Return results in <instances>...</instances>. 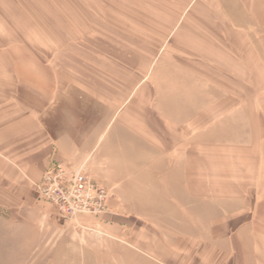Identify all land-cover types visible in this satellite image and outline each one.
I'll list each match as a JSON object with an SVG mask.
<instances>
[{
  "label": "rangeland",
  "instance_id": "obj_1",
  "mask_svg": "<svg viewBox=\"0 0 264 264\" xmlns=\"http://www.w3.org/2000/svg\"><path fill=\"white\" fill-rule=\"evenodd\" d=\"M193 1L0 0V122L53 147L41 212L0 185V264H217L230 229L264 225L259 40L240 54ZM58 167L103 208L59 212L38 189Z\"/></svg>",
  "mask_w": 264,
  "mask_h": 264
},
{
  "label": "crops",
  "instance_id": "obj_2",
  "mask_svg": "<svg viewBox=\"0 0 264 264\" xmlns=\"http://www.w3.org/2000/svg\"><path fill=\"white\" fill-rule=\"evenodd\" d=\"M87 2L90 0H80L84 7L90 5ZM193 3L214 9V17L217 15L218 22L224 25L222 28L228 32L227 39L233 32L232 35L242 41L240 49L244 51L240 54L247 55V49L252 48L251 41L254 39L259 40L255 45L259 48V55L264 56V0H194ZM180 6L187 7L188 3ZM235 7L244 10L243 19H239L243 23L241 31H236L232 25L235 18L232 13L223 10ZM227 66L231 68L229 64ZM259 73L260 86L264 87L263 60L259 64ZM10 116L0 115V121L10 119ZM22 122L16 124L17 126H11L12 122H0V185H3L5 190L17 194L20 207L39 213L40 201L33 184L40 180L48 168L53 147L44 143L42 131L30 134L26 123L25 127H22ZM229 231L233 235L230 234L222 245L227 248V255L218 257L217 264H264V225L259 227L257 224L244 223Z\"/></svg>",
  "mask_w": 264,
  "mask_h": 264
},
{
  "label": "built area",
  "instance_id": "obj_3",
  "mask_svg": "<svg viewBox=\"0 0 264 264\" xmlns=\"http://www.w3.org/2000/svg\"><path fill=\"white\" fill-rule=\"evenodd\" d=\"M38 189L44 198L67 217L103 208L104 189H96L82 169L69 171L58 167L43 176Z\"/></svg>",
  "mask_w": 264,
  "mask_h": 264
}]
</instances>
